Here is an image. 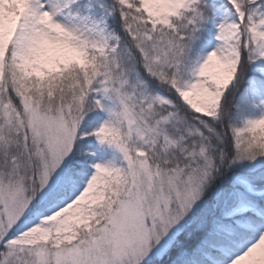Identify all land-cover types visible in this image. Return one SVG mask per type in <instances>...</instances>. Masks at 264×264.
Wrapping results in <instances>:
<instances>
[{"label":"snow or ice","instance_id":"1","mask_svg":"<svg viewBox=\"0 0 264 264\" xmlns=\"http://www.w3.org/2000/svg\"><path fill=\"white\" fill-rule=\"evenodd\" d=\"M0 264H264V0H0Z\"/></svg>","mask_w":264,"mask_h":264}]
</instances>
